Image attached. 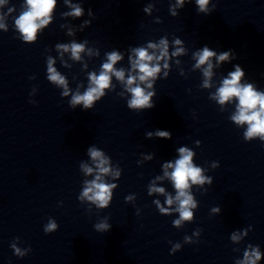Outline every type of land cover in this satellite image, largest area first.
<instances>
[{
	"label": "clouds",
	"instance_id": "clouds-1",
	"mask_svg": "<svg viewBox=\"0 0 264 264\" xmlns=\"http://www.w3.org/2000/svg\"><path fill=\"white\" fill-rule=\"evenodd\" d=\"M3 2L4 0H0V3ZM25 2L27 8L20 13L18 18L15 19V26L23 35L25 41H34L36 39L37 31L49 23L51 13L56 6V0H25ZM208 2L209 0H195L196 5L198 6V11L207 13ZM184 4L185 0H176L174 8L183 7ZM174 8L173 15H176ZM82 11L83 10L79 6H73V11L70 15L79 17L82 14ZM145 11H148V9H145ZM0 19H2V17H0ZM4 27V24H0V28ZM175 43L180 44L181 41L177 39ZM58 47L63 48L65 51L69 50L68 45H58ZM148 47L152 49L159 48V56H156L154 52L149 54L147 49L141 47L134 49L135 59L129 57L132 69L134 71L138 70L139 73L138 76L129 74L126 80V90L131 93V99L127 102V106L130 109H145L153 108L155 106L151 100L155 93H146L145 88H142L140 84L136 83V81L138 79L140 82H148L147 88H152V83L149 81L152 78H155L157 73L161 71L160 64H153L152 62L154 60L159 61L168 57V41L166 39H161L158 45L150 43ZM83 48V44L72 43L70 46L72 56L79 59V54L83 51ZM183 52V48H177L172 55H181ZM213 58L216 59L217 63L228 61L232 58L231 51H225L217 55V53L210 50L208 46H204L201 50L194 53V59L196 60L195 67L200 68L201 66L206 65V67L203 68V75L205 77L203 86L206 88L210 87L209 81L213 75ZM121 59L122 57L119 53L115 51L109 53L107 56V62L103 63L100 74H90L89 88L82 95L79 93L74 95L70 102L71 105L75 107L76 105L82 104L85 109H90L93 107L95 101L105 95L104 90L109 88L112 75H115L118 80L124 81V70H117L114 67V65ZM53 63V61H49L48 73L50 75L48 76V79L66 87L64 77L52 67ZM164 67H168L167 63L164 64ZM244 75L245 72L239 65H237L235 71L229 72L228 78L223 79L221 86L217 88L212 98L217 100L220 105H225L233 99L237 100L236 111L235 114L231 116V120L237 125H247V130L244 133L246 140L258 136L260 140L264 142V92L257 91L251 83L241 84L240 81ZM30 103L34 102L30 101ZM148 135L151 136L152 134L149 133ZM156 135L161 138H170V133L166 131H158ZM178 151L180 155L179 158L175 160V163H167L164 166V175L172 180L174 188L177 190L175 201L179 202V207L176 211L179 212L180 218L173 221L177 226H179L182 221L192 220L193 212L191 209L196 207L192 195L187 191L190 187L189 181H191L192 184H203L206 180L208 183L212 182L211 178L202 175L201 167L193 164V151L186 147H181ZM88 153L95 162L98 174L93 180L85 181L86 186L84 187L80 198H87L89 201L94 202L98 208H107L112 199V189L116 187L114 184L106 183L103 179V177L111 171L107 166L109 162L104 157V154L95 147L89 148ZM82 167L86 174L93 173V168L88 167L87 165ZM168 169H172V171L169 172ZM116 176H119V173H116ZM151 192L163 194L164 189L152 187L150 189V194ZM166 203L172 205L174 203L173 198L169 196ZM168 211V209L160 207L161 213H166ZM95 228L98 231H108L110 225L107 223H100L95 225ZM55 231H57V223L49 220L47 225L44 226L45 234H50ZM185 239L187 240L189 238L186 237ZM231 239L236 241L239 239V236L233 234ZM179 247L180 245L177 244L171 250V254L175 253L176 249ZM11 248L14 250L16 256L23 257L25 255V253L16 247L15 244H12ZM249 248L251 250H245L244 259L237 261V264H257V261L261 259V254L258 248H251V246H249Z\"/></svg>",
	"mask_w": 264,
	"mask_h": 264
}]
</instances>
